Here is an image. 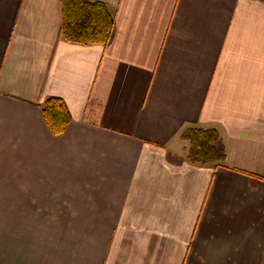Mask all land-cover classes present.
Listing matches in <instances>:
<instances>
[{
    "label": "crops",
    "instance_id": "1",
    "mask_svg": "<svg viewBox=\"0 0 264 264\" xmlns=\"http://www.w3.org/2000/svg\"><path fill=\"white\" fill-rule=\"evenodd\" d=\"M90 1L106 45L64 40L60 0H0V264H264V0ZM188 126L227 167L186 160Z\"/></svg>",
    "mask_w": 264,
    "mask_h": 264
},
{
    "label": "trees",
    "instance_id": "2",
    "mask_svg": "<svg viewBox=\"0 0 264 264\" xmlns=\"http://www.w3.org/2000/svg\"><path fill=\"white\" fill-rule=\"evenodd\" d=\"M61 37L83 46L106 45L112 38L115 20L107 5L90 0H60ZM42 114L52 135L62 136L73 121L66 101L51 96L41 104ZM181 139L188 141L186 160L194 165L227 167L228 153L221 132L215 127L188 126ZM258 178H261L258 176Z\"/></svg>",
    "mask_w": 264,
    "mask_h": 264
}]
</instances>
